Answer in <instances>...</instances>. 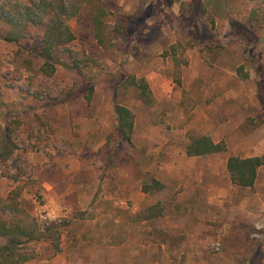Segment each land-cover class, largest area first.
Masks as SVG:
<instances>
[{
	"label": "rangeland",
	"instance_id": "374dc122",
	"mask_svg": "<svg viewBox=\"0 0 264 264\" xmlns=\"http://www.w3.org/2000/svg\"><path fill=\"white\" fill-rule=\"evenodd\" d=\"M189 2L86 3L69 20L76 38L53 76L40 70L43 27H30L18 43L0 40V124L20 122L15 158L0 161V195L22 187L33 214L62 228L58 253L42 243L24 264H264V166L251 188L235 185L227 169L231 155H264V4L202 0L194 32L183 19ZM126 15L137 18L121 33ZM229 15L254 26L260 40L247 46L234 37ZM126 71L147 79L152 103L121 86ZM90 83L91 100L65 99L66 88ZM115 102L134 113V146L122 148L130 167L104 147L117 138ZM200 135L227 149L189 156ZM19 168L18 181L5 176ZM153 178L164 188L145 193ZM160 200L161 230L142 218Z\"/></svg>",
	"mask_w": 264,
	"mask_h": 264
},
{
	"label": "trees",
	"instance_id": "16d2710c",
	"mask_svg": "<svg viewBox=\"0 0 264 264\" xmlns=\"http://www.w3.org/2000/svg\"><path fill=\"white\" fill-rule=\"evenodd\" d=\"M101 1L105 0H31L29 2L24 0H0V22L7 27L6 30L0 32V40L18 43L26 37L30 27H43L40 48L37 50L38 56L43 59L40 70L46 76H53L57 65L62 63L60 60L61 52L76 38L69 20L79 16L86 3L93 4ZM201 1L190 0L188 3L190 16L188 18L183 16L184 23L192 28L194 32L197 30L195 23L198 19L197 13L202 4ZM262 2L264 4V0ZM105 14V9L101 8L93 17L98 30L102 29V16ZM132 18L137 17L126 15L121 19L122 26H118L121 33L128 32V23L133 20ZM229 21L233 36L240 38L245 45H253L260 40V35L254 29V26H249V23L230 15ZM98 37H100V34H98ZM72 68L79 71L78 63L72 65ZM238 72L242 73L243 67H240ZM117 80L122 87L135 88L139 93V98L146 104L153 102L152 90L145 77H137L135 74L126 71L121 72ZM93 93L94 86L91 83L80 89L68 87L66 88L65 99L71 100L82 95L89 101ZM259 95L264 103V86L262 83H259ZM114 109L117 119L115 130L117 138L114 144L108 141L104 147L110 151V160L130 167L131 160L129 157L131 154L127 150L125 153L122 148L134 146V113L131 108L118 102H115ZM19 127L20 122L18 120H12L5 125L0 124L1 162H8L15 158L18 150ZM226 149L227 146L224 142H216L209 135H200L191 138L186 147V153L189 156L209 157ZM262 166H264V155L249 157L231 155L227 160V169L232 182L243 188H251L255 185L259 169ZM20 171L14 176L9 174L5 176L18 181L19 175L25 173V169L21 168ZM163 188V182L156 178H153L151 183L142 184V190L145 193H155ZM22 192L23 188L18 186L6 196L0 195V264L27 263L38 256V245L42 243H47L54 254L61 250V224L41 222L33 214L31 202L22 200ZM166 209L163 201H157L147 207L142 218L153 220L158 229L161 230V217L166 214Z\"/></svg>",
	"mask_w": 264,
	"mask_h": 264
},
{
	"label": "built area",
	"instance_id": "2783aa9c",
	"mask_svg": "<svg viewBox=\"0 0 264 264\" xmlns=\"http://www.w3.org/2000/svg\"><path fill=\"white\" fill-rule=\"evenodd\" d=\"M219 246H220V245H219V244H217V247H216V248H217V249H219Z\"/></svg>",
	"mask_w": 264,
	"mask_h": 264
}]
</instances>
